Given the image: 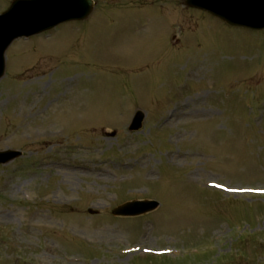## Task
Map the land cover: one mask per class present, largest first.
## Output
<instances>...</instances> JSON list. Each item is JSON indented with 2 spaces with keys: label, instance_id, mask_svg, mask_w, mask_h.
Returning a JSON list of instances; mask_svg holds the SVG:
<instances>
[{
  "label": "rangeland",
  "instance_id": "1",
  "mask_svg": "<svg viewBox=\"0 0 264 264\" xmlns=\"http://www.w3.org/2000/svg\"><path fill=\"white\" fill-rule=\"evenodd\" d=\"M96 1L7 52L0 264H264V30ZM136 199L161 206L112 214Z\"/></svg>",
  "mask_w": 264,
  "mask_h": 264
},
{
  "label": "water",
  "instance_id": "2",
  "mask_svg": "<svg viewBox=\"0 0 264 264\" xmlns=\"http://www.w3.org/2000/svg\"><path fill=\"white\" fill-rule=\"evenodd\" d=\"M189 6L201 8L221 17L231 25L255 29L264 28V0H186ZM92 0H16L0 16V78L5 73V52L22 36L49 30L60 23L81 20L93 10ZM144 114L138 111L130 130L142 127ZM20 156L19 152H0V163ZM158 202H132L117 208L114 213L137 215L155 209Z\"/></svg>",
  "mask_w": 264,
  "mask_h": 264
},
{
  "label": "bare ground",
  "instance_id": "3",
  "mask_svg": "<svg viewBox=\"0 0 264 264\" xmlns=\"http://www.w3.org/2000/svg\"><path fill=\"white\" fill-rule=\"evenodd\" d=\"M174 157V156H173ZM47 246V249H49V250H54V247L53 246H50L49 244L48 245H46ZM49 252V251H48Z\"/></svg>",
  "mask_w": 264,
  "mask_h": 264
}]
</instances>
